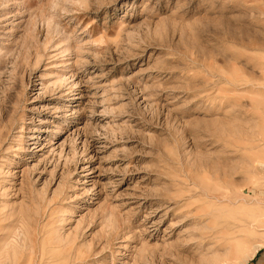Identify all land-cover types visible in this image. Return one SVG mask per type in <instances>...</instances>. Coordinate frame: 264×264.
Masks as SVG:
<instances>
[{"label":"rangeland","instance_id":"1","mask_svg":"<svg viewBox=\"0 0 264 264\" xmlns=\"http://www.w3.org/2000/svg\"><path fill=\"white\" fill-rule=\"evenodd\" d=\"M0 220V264H248L264 0H0Z\"/></svg>","mask_w":264,"mask_h":264},{"label":"crops","instance_id":"2","mask_svg":"<svg viewBox=\"0 0 264 264\" xmlns=\"http://www.w3.org/2000/svg\"><path fill=\"white\" fill-rule=\"evenodd\" d=\"M248 264H264V245L255 251Z\"/></svg>","mask_w":264,"mask_h":264},{"label":"bare ground","instance_id":"3","mask_svg":"<svg viewBox=\"0 0 264 264\" xmlns=\"http://www.w3.org/2000/svg\"><path fill=\"white\" fill-rule=\"evenodd\" d=\"M12 127V126H11ZM4 133V132H3ZM1 142H3V140L1 141ZM28 182H29V180H28ZM30 183V182H29ZM3 220V219H2ZM2 220H0V222L2 221ZM4 225V224H3ZM8 225V224H7ZM3 228V227H2ZM1 237V236H0ZM264 245V241H262V243H259V244H257V247H255V248H253V250H251L250 252H248V254L246 255V257L244 258V260H245V262L247 261V260H249L252 256H253V254L255 253V251L257 250V249H259V247H262ZM235 249H236V251H238L239 249H240V244L239 243H236V245H235ZM43 252V251H42ZM25 254V253H24ZM49 254V253H48ZM38 257V256H37ZM41 257V256H40ZM49 258V257H48ZM23 259V258H22ZM24 261H26V260H24ZM45 262V261H44ZM14 263V262H13ZM27 263V262H26ZM39 263H41L40 261H39Z\"/></svg>","mask_w":264,"mask_h":264}]
</instances>
